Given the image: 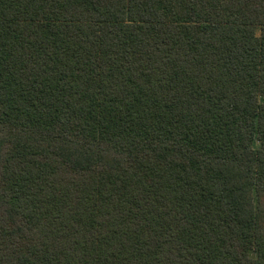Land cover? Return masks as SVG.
Here are the masks:
<instances>
[{
    "label": "trees",
    "instance_id": "16d2710c",
    "mask_svg": "<svg viewBox=\"0 0 264 264\" xmlns=\"http://www.w3.org/2000/svg\"><path fill=\"white\" fill-rule=\"evenodd\" d=\"M0 264H264V0H0Z\"/></svg>",
    "mask_w": 264,
    "mask_h": 264
}]
</instances>
